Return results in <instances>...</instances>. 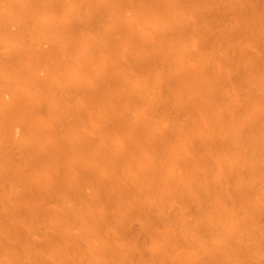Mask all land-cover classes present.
Here are the masks:
<instances>
[{"label":"rangeland","instance_id":"obj_1","mask_svg":"<svg viewBox=\"0 0 264 264\" xmlns=\"http://www.w3.org/2000/svg\"><path fill=\"white\" fill-rule=\"evenodd\" d=\"M0 264H264V0H0Z\"/></svg>","mask_w":264,"mask_h":264}]
</instances>
